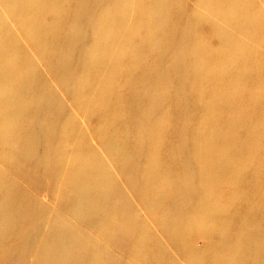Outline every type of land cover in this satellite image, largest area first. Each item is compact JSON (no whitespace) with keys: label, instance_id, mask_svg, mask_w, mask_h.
<instances>
[{"label":"bare ground","instance_id":"6f19581e","mask_svg":"<svg viewBox=\"0 0 264 264\" xmlns=\"http://www.w3.org/2000/svg\"><path fill=\"white\" fill-rule=\"evenodd\" d=\"M53 110L71 114L50 121ZM86 111L103 141L72 155L88 140L72 130ZM34 152L72 196L52 220L9 178ZM130 195L167 216L133 229L125 263L264 264V0H0V264H50V249L68 264L106 263L100 241L85 256L70 244L94 233L90 212L109 202L104 220L113 215V196L118 233L131 230ZM191 225L233 228L218 242L227 252L182 258Z\"/></svg>","mask_w":264,"mask_h":264},{"label":"rangeland","instance_id":"374dc122","mask_svg":"<svg viewBox=\"0 0 264 264\" xmlns=\"http://www.w3.org/2000/svg\"><path fill=\"white\" fill-rule=\"evenodd\" d=\"M70 111L71 110H53L51 114L52 116H50L51 117L50 121L57 119V117H64V116L67 117L69 114H71ZM74 115H77V114H74ZM88 116H89V113H87V111L86 113L80 114V119H78L77 123H75L76 127L72 129V130H75L76 135L79 136V138L81 139L83 138V135L87 136L88 140L84 143V145H87V146H84L82 144L83 142L79 144H71L69 147V151L71 152L72 155H76V156L80 155L85 150L84 147L89 146L92 149H98L102 144V141H103L102 131L96 129L93 125H92V129H90L89 127L85 128V126L88 124ZM32 124L35 126H40L39 125L40 123L38 124L37 119L32 121ZM50 131L56 133L57 131L61 132V129L56 130L55 127L54 128L52 127L50 128ZM69 131L71 130L69 129ZM125 144L126 143L122 145L125 149L128 147H134L133 144H127V145ZM81 145H82V150L80 149ZM172 147H174V145H172ZM182 147H184V145L180 146V148ZM32 154L34 156H32L30 159L25 158L24 155L20 154L21 156H23L21 161L25 160L28 162L24 164V166L27 167L28 169L23 170V169L18 168V170L11 172L9 174V178L19 180L20 183L24 185L22 188L26 190L27 192L29 191L33 197H36V200L38 202L37 204L46 207V212L47 214H50L51 220H52L53 217H58L59 215L62 214V213L58 214L60 211L61 212L67 211L66 208L69 206V203H68L69 199H67V196L69 195L70 190H67V186L65 185H60L58 187L57 185L52 183V180L48 178V176H51L50 174H52V172L54 171H52L53 169L50 168L48 160H46V167L44 165L41 166L40 165V160H41L40 155L41 154L38 152H34ZM138 160L141 161V159H137L136 157V159L132 161H138ZM143 160L144 159H142V161ZM12 161L14 162V159ZM37 162L39 164H36ZM105 167H108L106 163H105ZM129 177L130 176L123 175L124 180H127ZM83 181H85V179ZM90 185H94V181L90 182ZM109 188H111V185L109 186ZM192 190L193 191H192L191 196H193L195 192L194 187ZM113 192L114 194H116L115 190ZM121 194H123V192H121ZM69 197L70 199L72 198L71 195H69ZM112 198H113L112 201L115 202L116 209H113V211L115 212L117 210L116 203H118V200L116 196H113ZM126 198H128L126 199V201L128 200V202L126 203V201L124 200L125 205L123 206L122 213L124 214V210L125 208H127L129 202L131 205L133 203V206H132L133 209L127 208V210L129 209L127 213V223L131 230L125 233H121V234L118 233L119 227L116 224V222H114V218H115L114 212L111 217H107L104 220L105 213L108 214V210H109L108 207L110 206L111 203L107 202L105 204V202H103L104 200L100 198V201L102 202L101 204L102 205L105 204L104 207L106 208V211L105 213L104 211H101V210L99 213H93V212L89 213L92 222L95 223L97 221L96 226H95V231H94L95 234L91 233L89 237L88 238L86 237L85 239L78 238V241L74 240L75 243L70 244L73 246L76 254H78L79 256H85V253L89 248V244H90L89 242L100 241V243H103L106 246V248L110 247V250L109 249L106 250V248L103 247L106 250V255L110 256V259L104 264H111V263L115 264L117 259L123 260V264H124L126 262L124 260V257L125 258L127 257V252L131 251V249L136 248L135 246H132L133 244L130 240L132 239L134 235L133 229L134 228L137 229L142 223H145L147 221L150 222L152 229L154 230L159 229V223L161 222V220L163 221L164 217L167 216L166 210H162V209H159L156 211L155 209H152L151 211L146 210V209L144 210L141 207V205H135L136 201L133 196L130 195V196H127ZM120 207L121 206H118V208ZM175 207L176 205L168 206V208H171V209H175ZM112 208H114V203L112 204ZM185 208H186L185 206L180 207V208L178 207L176 210V215L173 218H166V219L173 225H176V221L178 217L182 215L181 213H183ZM101 209H102V206H101ZM106 221L107 222L111 221L112 224L110 223L109 229H111L112 231L115 230V236H114L115 238L112 239V242H111L112 244L111 243L108 244L109 246L106 245L108 243L106 242V239L107 241H109L108 236L106 237L105 236L106 234L104 233V227H105ZM69 224H72V222H69ZM59 226L61 225L56 224L53 226V228L56 229ZM219 227L220 226L213 227L210 230V229H206V227H203V226H199L197 228L191 225L185 228L183 231L179 229L181 231L179 233V237H180L179 246L181 247V251L179 252H182V258L186 257L187 255H191V257H193L194 259L198 258L200 260L202 258L205 260L209 259L210 261L212 260V257L214 256L217 259L220 255H224L223 253H226L228 248L221 247L218 244V242L224 245V240L231 241L230 237H222V236L224 234H229L228 232H230L233 228H231L230 230H227L224 228H220L219 230L215 229ZM41 239L42 238H40V243H41ZM211 241L213 243L212 247H211ZM48 252L50 256L49 258L50 264L52 263L68 264V258L61 257L55 250L50 249ZM51 255H54L55 258H51ZM30 259H31L30 264L31 263L34 264L38 258H36V255H34V256H31ZM111 260L112 262L110 263ZM134 261H135V264H138L140 262H143V259L142 257H139V256H133L129 258L128 263H125V264H133ZM178 263L181 264V261L178 260Z\"/></svg>","mask_w":264,"mask_h":264}]
</instances>
